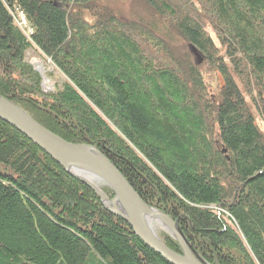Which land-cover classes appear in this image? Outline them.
I'll return each mask as SVG.
<instances>
[{"label":"trees","instance_id":"1","mask_svg":"<svg viewBox=\"0 0 264 264\" xmlns=\"http://www.w3.org/2000/svg\"><path fill=\"white\" fill-rule=\"evenodd\" d=\"M141 1L148 16L123 19L103 0H0V94L101 150L209 263L264 264V132L249 103L264 121V0ZM170 29L199 56L175 53ZM31 48L60 88L43 89ZM203 59L223 78L217 95ZM0 264L171 263L0 119Z\"/></svg>","mask_w":264,"mask_h":264},{"label":"water","instance_id":"2","mask_svg":"<svg viewBox=\"0 0 264 264\" xmlns=\"http://www.w3.org/2000/svg\"><path fill=\"white\" fill-rule=\"evenodd\" d=\"M0 119H3L20 131L24 132L36 145L50 155L56 162L63 165L69 173L93 189L103 201L105 193L95 187L86 177L77 174L75 170L88 174L98 181L107 184L114 192L112 202H118L120 207L108 209L126 220L139 238L150 248L160 253L171 264H211L188 241L182 230L169 214L152 208L160 217L168 231L177 238L181 253L174 252L165 245L151 226L146 207H149L139 197L119 169L96 146L87 143L67 142L50 132L35 120L29 113L10 99L0 94ZM74 170V171H73ZM151 208V207H150Z\"/></svg>","mask_w":264,"mask_h":264},{"label":"rangeland","instance_id":"3","mask_svg":"<svg viewBox=\"0 0 264 264\" xmlns=\"http://www.w3.org/2000/svg\"><path fill=\"white\" fill-rule=\"evenodd\" d=\"M195 2L197 0H194ZM194 2V3H195ZM103 3L108 4L112 6L115 9L116 14L123 18V19H133V18H139V17H147L148 16V8L143 4L141 0H103ZM196 4V3H195ZM194 4V5H195ZM192 6L193 4H189ZM199 10V7H197ZM201 10L196 12V16L199 17L201 14ZM15 14V13H14ZM20 16V14H15ZM204 22V20L202 19ZM205 24L207 22H204ZM171 35V34H169ZM174 40L172 42L173 46L172 49L174 50L175 53H177L180 56H184L187 59L192 58V54L190 55V52L188 51V44L185 43V41L180 38L177 34L172 36ZM214 38V37H213ZM170 41V39H169ZM215 43L218 45V40L214 38ZM171 45V43H170ZM37 59H42L44 62V70L41 71L37 68V65L34 63ZM26 60L31 63L36 69H38L41 72L42 76H45L46 79L43 82V87L45 91H52L54 88H60L63 84V82L66 80L65 76L57 70L53 63L50 61V59L43 57L40 52L37 50L31 48L27 51L26 53ZM201 71L204 76L205 83L207 85V90L208 93H212L213 95H217L219 92L220 87L223 84V78L222 76L214 69L211 68V66L208 64L207 61H202L200 64ZM44 73V75H43ZM242 87V86H241ZM243 89V87H242ZM249 99V97H248ZM251 111L254 113L257 123L259 124L261 130L264 132V121L260 118V115L257 113L254 104H251V101L249 99ZM27 112V111H26ZM28 113V112H27ZM76 143V142H74ZM35 144V143H34ZM121 172V171H120ZM103 184V182H101ZM104 188H110L109 186L103 184ZM111 189V188H110ZM112 190V189H111ZM114 192L113 195L111 196V199L114 197ZM155 231L159 233L160 236L163 235V233H168L167 230H165L163 227L156 225L155 226Z\"/></svg>","mask_w":264,"mask_h":264},{"label":"bare ground","instance_id":"4","mask_svg":"<svg viewBox=\"0 0 264 264\" xmlns=\"http://www.w3.org/2000/svg\"><path fill=\"white\" fill-rule=\"evenodd\" d=\"M107 6L110 8V9H112L114 12H115V9L112 7V6H110V5H108L107 4ZM116 13V12H115ZM212 16V15H211ZM144 19V18H143ZM144 20H146V19H144ZM144 20H142V21H144ZM16 22H17V25L18 26H25L20 20H16ZM205 30L206 31H209L211 34H213V29L212 28H210V27H208V28H206L205 27ZM169 34H171V35H169ZM173 35H175V32L173 31V30H171L170 29V31H168V37H169V39H170V43H171V45L170 46H173V44H172V42L174 41V40H172L173 39ZM185 43H186V41H185ZM186 44H188V43H186ZM188 46H189V44H188ZM217 47H221V45H220V43L217 45ZM188 51L191 53V54H193V55H195V56H199L198 55V53H197V49L195 48V47H193V48H191L190 46L188 47ZM165 59H163V61H164ZM36 65H37V68L39 69V70H41V71H43L44 70V62H43V60L42 59H37L35 62H34ZM34 67V66H33ZM35 68V67H34ZM36 69V68H35ZM43 75H44V73H43ZM46 79V77L44 76V80ZM44 82V81H43ZM43 82H42V86H43ZM43 89H44V87H43ZM3 120V119H2ZM3 121H5V120H3ZM5 122H7V121H5ZM7 123H9V122H7ZM9 124H11V123H9ZM41 124V123H40ZM13 127H15L13 124H11ZM45 127V126H44ZM16 129H18L17 127H15ZM19 130V129H18ZM49 130V129H48ZM20 131V130H19ZM50 132H52V133H54L53 131H51V130H49ZM23 135H25V136H27L24 132H22V131H20ZM54 134H56V133H54ZM56 135H58V134H56ZM28 137V136H27ZM29 138V137H28ZM59 138L60 139H62V140H66L67 142H69V143H71V142H73V141H70V140H67L66 138H64L63 136H61V135H59ZM30 139V138H29ZM31 140V139H30ZM34 142V141H33ZM38 146V145H37ZM51 157V156H50ZM52 158V157H51ZM53 159V158H52ZM54 160V159H53ZM55 161V160H54ZM56 162V161H55ZM65 171H67L68 172V170L63 166V165H61L59 162H57ZM74 171V170H73ZM120 171V170H119ZM74 172H77V174H79V175H82V176H84V177H86L89 181H91L92 182V184L96 187H98L99 189H102L103 187H104V183L102 184L100 181H98L97 179H95V178H93L92 176H90V175H88V174H84V173H82V172H79V171H77V170H75ZM69 173V172H68ZM69 174H71V173H69ZM72 175V174H71ZM126 178V177H125ZM128 181V180H127ZM93 190V189H92ZM135 190V189H134ZM93 192L97 195V197L99 198V200L102 202V204H103V206L111 213V214H113L109 209H108V207H112V208H116V207H120V204L117 202H112L111 201V197L110 196H108L105 192V198H104V200L102 201L101 200V198L98 196V194L93 190ZM137 192V191H136ZM138 194V193H137ZM139 195V194H138ZM139 197H140V195H139ZM142 199V198H141ZM143 200V199H142ZM144 201V200H143ZM145 202V201H144ZM146 203V202H145ZM147 204V203H146ZM147 205H149V204H147ZM106 206H108V207H106ZM151 207V208H150ZM152 208H155V207H152L151 205H149V207H146V209H147V212H148V216H149V219H150V222H151V226H152V228H153V230L155 231V226L156 225H159V226H161V227H163L165 230H167L168 231V227L165 225V224H163L162 222H161V220H160V217L158 216V214H157V212L155 211V210H153ZM155 209H157V208H155ZM159 210V209H158ZM114 215V214H113ZM114 216H116V217H118V218H121V217H119V216H117V215H114ZM122 220H124L123 218H121ZM126 223H128L126 220H124ZM175 221H177V220H175ZM177 224H178V226L180 227V225H179V223H178V221H177ZM128 225L130 226V224L128 223ZM131 227V226H130ZM131 229H132V227H131ZM180 229H181V227H180ZM182 230V229H181ZM132 231H133V229H132ZM183 232V231H182ZM133 233L134 234H136L134 231H133ZM155 233L162 239V241L165 243V245L167 246V247H169L171 250H173L174 252H177V253H180L179 251H177V250H175V249H173V248H171L164 240H163V237L162 236H160L159 235V233H157L156 231H155ZM168 234L178 243V240H177V238L172 234V232H170V231H168ZM137 235V234H136ZM185 235V234H184ZM138 236V235H137ZM139 237V236H138ZM187 238V237H186ZM189 241V240H188ZM144 242V241H143ZM145 243V242H144ZM179 244V243H178ZM148 246V245H147ZM180 246V245H179ZM152 249V248H151ZM180 249H181V247H180ZM155 251V250H154ZM156 252V251H155ZM160 254V253H159ZM161 255V254H160ZM166 260V259H165ZM167 261V260H166Z\"/></svg>","mask_w":264,"mask_h":264}]
</instances>
